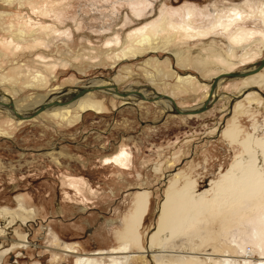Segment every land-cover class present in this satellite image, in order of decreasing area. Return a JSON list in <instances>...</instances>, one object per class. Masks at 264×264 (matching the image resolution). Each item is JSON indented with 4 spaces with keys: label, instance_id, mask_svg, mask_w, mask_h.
Segmentation results:
<instances>
[{
    "label": "rangeland",
    "instance_id": "374dc122",
    "mask_svg": "<svg viewBox=\"0 0 264 264\" xmlns=\"http://www.w3.org/2000/svg\"><path fill=\"white\" fill-rule=\"evenodd\" d=\"M262 8L264 0H0V95L15 106L28 109L90 82L110 81L122 96L139 90L150 98L127 102L105 85L81 99L87 109L76 103L67 119L63 109L26 121L0 110V224L6 226L0 264H73L64 243H77L79 253L128 243L136 255L130 264H149L143 252L168 191L177 220H201L204 227L198 239L184 232L187 239L167 241L155 263L181 264L188 253L177 249L185 246L200 264H215L202 256L224 250L217 218L203 211L210 183L243 152L242 141L264 138V96L243 100L247 82L224 78L219 99L196 116L152 97L165 94L183 109L197 108L226 72L216 54L232 56L230 72L260 62ZM145 31L151 37L143 40ZM237 33L247 42L236 41ZM225 125L232 140L219 131ZM145 190L149 211L136 229L134 196ZM19 201L35 213L21 211Z\"/></svg>",
    "mask_w": 264,
    "mask_h": 264
},
{
    "label": "bare ground",
    "instance_id": "6f19581e",
    "mask_svg": "<svg viewBox=\"0 0 264 264\" xmlns=\"http://www.w3.org/2000/svg\"><path fill=\"white\" fill-rule=\"evenodd\" d=\"M259 10H261V12L259 13H261V15H263L264 17V9L262 8ZM236 15L239 16L237 13ZM240 16L242 17L243 14L241 15L240 13ZM239 17L235 16L232 19L231 23L233 24L234 20H236L237 18L239 19ZM166 25H167L166 22H164L163 25L164 30L166 28ZM225 27H227V25ZM184 28L181 30L186 31ZM238 35L239 36L235 38L236 41L240 42L241 39L246 40L245 37H242L240 34ZM149 37H151L149 32L146 31L143 32L142 35L143 40ZM238 42H234V43H238ZM243 42L246 43L247 41H243ZM248 53L246 54L248 55ZM246 54L243 55L241 58V60L242 59L244 60L243 62H245L248 59L246 57L247 56ZM215 56L217 57L216 62H218V64L220 65H223V71H226L221 75L231 73L230 71L232 70L230 69H232V66L236 65V62L232 58V56L223 57L224 55L221 56L217 54ZM256 65L257 63L254 64L251 68L245 70H250L254 68ZM263 70L264 68L258 72L250 73L245 76H238L233 78L221 77L215 82V79L221 76L219 75L218 77L214 78L212 82V84L214 82L216 83L215 90L213 91L212 95L208 93L204 101L206 102L207 100H209L211 102L209 109L212 108L214 101L219 99L218 96L219 84L220 82H223L225 79H232V80L240 79L247 82V85L244 86V88L241 90L239 94V95L243 94L242 96L244 97L243 100L247 99L249 101L253 97H255L256 99V97H259L258 92L261 93L262 96H264V93H262V90H264V77L262 75ZM102 80L105 81L104 79ZM105 85H113V84H111L110 81L96 82L93 84L90 82L89 84H87L88 87L105 86ZM114 87L113 89L115 91L113 90V95L120 96V98L125 97L127 99V102L135 101V100L139 101L140 99L146 101L150 99L148 98L149 94L146 91L137 90V92L135 93L130 91V94L126 93V96H122L120 95L118 88L116 86ZM251 89L253 90L250 91ZM74 91L75 89H69L68 92L65 94H59L57 96L48 98L47 100L46 98L45 99L42 98L41 100L35 101L33 107H30L28 109H24V107L19 108L18 104L15 106L14 102H12V99L8 97V94L2 92V94L0 95V102H2L0 104V110L6 111L10 117H13L19 121H26L25 119L18 118L17 114L26 115L28 113H31L40 104L45 102V100L48 101V100L57 99L60 102L65 103L69 99L68 94ZM97 91L102 92V91H106V89H101ZM92 92L95 91H88L83 96L79 97L73 102L50 107L44 110L43 112H41L40 114L42 113L51 114L53 112H59L61 109H63L65 110V112H62L61 115L64 119H67L70 115V110L73 108V106L76 103H78L81 99L86 98ZM153 94L154 97L152 98L157 99L154 100V102L156 103L157 101H160L161 103H165L166 109L170 110L171 108L173 111H176L177 109H181V107H179L176 102L171 101L170 99L167 98H163L162 96H160L159 93H153ZM224 95L221 96V99L226 97V100L230 102L233 100V98L234 99L237 98V96L227 97ZM240 102L241 101L236 102L237 104L236 103L234 104L233 102L231 104L230 110L233 109L234 105L236 109L237 105ZM78 107H80L82 110H85L87 109L88 105L81 100V103L79 104ZM187 110H191V109H187ZM200 114L188 115V116H196ZM39 115H37L36 117H38ZM225 127L226 125L221 127L219 131L222 132V135L224 137L226 136L227 138H230L232 140L234 138L233 135L229 133L228 129H226ZM241 145L243 152L233 158L227 169L223 171V173H221V176L217 181H211L210 183L211 189L209 191H211V197L203 211L208 215L217 218L216 222H218V225L221 228V235L224 239L223 242L224 250L220 253L212 252L204 255L200 254L202 256H205V259L207 261L206 263H211V261H213L215 262V264H264V138L255 141L253 144H248L246 141H242ZM121 155L124 154L122 153ZM168 192H167V197L165 196L163 201L158 206L156 224L153 228L152 234L148 237L147 247L143 252V256L145 258L148 257L150 258L151 264H156L155 263L157 259L156 255H158L157 252L159 253L163 252L162 251L163 247L167 241H169L170 239L175 240L180 237L187 239L186 237L183 236L184 232H190L192 233L193 237L198 239L197 237L198 230L204 227V222L201 220L198 221V220L188 219L186 222L177 220V217L179 216L177 212L178 210L170 207V199L168 198ZM191 203H194L193 200H191ZM149 206H150V197L148 191L146 190L141 191L134 196V210L130 216V221L132 225H135L136 229H139V227L142 224V221L147 216L149 211ZM18 208L21 211L27 212L30 215H33L35 213L34 208L25 207L22 201L18 202ZM200 212L201 211L199 210H195L193 212V215L197 217ZM1 213L3 215H6L7 213H10V211L6 208H2ZM20 221L21 223L27 222L26 220L21 218ZM10 223L13 224V221H11ZM8 224L9 222L7 223V225ZM178 224H181L184 227L183 228L179 227ZM1 226L2 225L0 224V227ZM175 227L176 229L174 230ZM1 228H4L2 229V231H5L6 226H2ZM15 233L17 234V232ZM164 235H167V238L163 239L162 237H164ZM157 241H158V245L156 246ZM27 242H28L27 240H24L22 244L19 245V247H24L25 246L24 243ZM129 246L130 245L128 243H123L118 248H112L110 250L100 249L92 253H79L78 250L76 249V247H79L77 243L74 244L64 243L61 245V248L65 253H72L75 255V260L73 264H130V259L136 255L130 251ZM12 248H14V246L10 247L7 251L12 250ZM177 250H180L182 252V255L187 252L188 256H190V257L186 255L182 256L180 260L181 264L201 263V261H199V258L195 257L196 255L195 251L187 249L185 246L183 247L180 246V249ZM195 250H197V248H195Z\"/></svg>",
    "mask_w": 264,
    "mask_h": 264
},
{
    "label": "water",
    "instance_id": "95a60500",
    "mask_svg": "<svg viewBox=\"0 0 264 264\" xmlns=\"http://www.w3.org/2000/svg\"><path fill=\"white\" fill-rule=\"evenodd\" d=\"M263 68H264V58L262 60H260V62H258L257 65L254 68H252L250 70L235 71V72H231V73H228V74L221 75V76H219L218 78L215 79V82L218 79H220L221 77H230V78L232 77L233 78V77H238V76H245V75H248L250 73L258 72V71H260ZM215 82L212 84L211 91H210V95H212L213 91L216 88V83ZM103 87L104 86H91V87H88L87 85L86 86H76V88H74L75 91L68 94L69 99L65 103L73 102L76 99H78L79 97L83 96L88 91L101 90V89H103ZM68 90L69 89L65 90L64 92H62V94L67 93ZM160 96H162L163 98H167V99H170L171 101L176 102L174 100V98H172L171 96H168V95H165V94H160ZM1 103L2 102H0V104ZM65 103L64 102H60L57 99L48 100V101H45L42 104H40L31 113H28L26 115L17 114V117L18 118H21V119H25V120H30V119L36 117L41 112H43L44 110H46V109H48L50 107L58 106V105H63ZM210 103L211 102L209 100H207L205 103H203L202 105H200L198 108H194V109H191V110H187V109L181 108V109H177L175 112L178 113V114H181V115H195V114H200V113H203V112H205V111H207L209 109ZM218 135H220V133H218Z\"/></svg>",
    "mask_w": 264,
    "mask_h": 264
}]
</instances>
